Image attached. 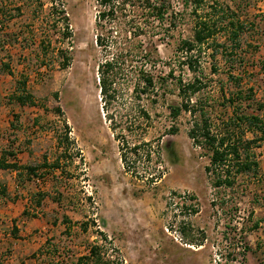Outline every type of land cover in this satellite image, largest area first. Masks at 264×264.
<instances>
[{"label":"rangeland","instance_id":"rangeland-1","mask_svg":"<svg viewBox=\"0 0 264 264\" xmlns=\"http://www.w3.org/2000/svg\"><path fill=\"white\" fill-rule=\"evenodd\" d=\"M215 1L245 23L237 47L219 35L177 49L191 39L189 11L170 38H141V49L113 26L114 48L142 55L105 104L97 67L106 52L95 37L109 28L96 29V0H0V160L38 174L18 181L0 170V264H72L95 243L109 264H264V142L251 147L256 171L217 186L188 136L197 114H171L178 80L198 86L188 101L213 133L232 114V94L247 112L264 105V0H206ZM141 66L153 77L145 91ZM21 81L32 106L12 99Z\"/></svg>","mask_w":264,"mask_h":264},{"label":"trees","instance_id":"trees-1","mask_svg":"<svg viewBox=\"0 0 264 264\" xmlns=\"http://www.w3.org/2000/svg\"><path fill=\"white\" fill-rule=\"evenodd\" d=\"M37 1L40 2V0ZM96 8V29L101 31L109 28V31H106L107 34L98 33L95 37L96 46L106 52V58L97 67L99 91L105 104L107 101L115 99V96L112 95L114 94L112 86L117 77L126 72L127 61L131 64L136 53L142 55V50L141 52L133 50L136 47L125 50L114 48L118 43L112 40L115 38L111 30L113 26L118 31L116 37L119 36L121 40L128 39L130 43L137 40L140 45L138 48L141 49V38L146 40H152L157 36L162 39L170 38L171 31L176 29L178 21L184 22L186 13L189 11L188 14L193 15L191 39L183 40L177 48L186 54L191 53L205 42L216 39L219 35H224V39L233 41L237 47L238 43L236 42L246 27L244 22L238 20L230 6L217 1L208 4L206 0H180L176 3L173 0H96ZM61 13L65 25V36L68 37L67 18L64 12ZM145 58L149 60L147 56ZM186 61L189 65L190 58L187 57ZM137 75L139 80L144 82L142 91L153 86V77L149 75L145 66H141L137 70ZM230 79L237 80L232 76ZM19 86L12 99L18 106H32L33 97L26 91L25 81H21ZM176 88L182 102L180 107L171 109V114L174 118L181 111L197 114L198 119L194 122L188 136L195 145L207 153L209 171L214 176L217 186L229 187L233 184L234 175L256 171L258 165L251 159V147L264 142V115L262 114L264 105L249 103L247 107L251 112H247L242 104L243 94H232V100H228L232 114L227 119L224 130L220 133H213L210 120L204 111L198 109L197 103L190 104L188 101L189 95L198 91V86L194 82L182 84L178 80ZM249 101L253 102L252 99ZM248 134L251 135V138L247 137ZM135 147L134 149L137 150ZM10 153L8 152V155L13 156ZM0 170H9L15 173L18 181L21 176L26 177L27 181H31L29 178H38L35 167L19 166L16 162L6 163L0 160ZM2 191L3 194H6L4 189ZM37 195L40 200L36 202V205L40 207L41 198L44 195ZM23 215L26 214L23 213ZM63 221L68 222L66 218H63ZM104 251L102 245L95 243L89 246L87 256L77 258L76 262L72 264H109L110 261L104 256Z\"/></svg>","mask_w":264,"mask_h":264}]
</instances>
